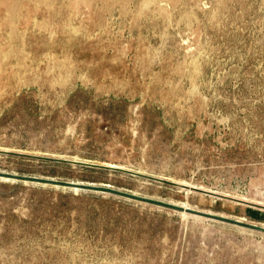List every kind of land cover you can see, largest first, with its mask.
Segmentation results:
<instances>
[{
    "label": "rangeland",
    "instance_id": "1",
    "mask_svg": "<svg viewBox=\"0 0 264 264\" xmlns=\"http://www.w3.org/2000/svg\"><path fill=\"white\" fill-rule=\"evenodd\" d=\"M47 2L0 25V264H264V0Z\"/></svg>",
    "mask_w": 264,
    "mask_h": 264
},
{
    "label": "bare ground",
    "instance_id": "2",
    "mask_svg": "<svg viewBox=\"0 0 264 264\" xmlns=\"http://www.w3.org/2000/svg\"><path fill=\"white\" fill-rule=\"evenodd\" d=\"M39 1H43L45 4L48 3L47 0H0V25L7 24L10 29H14L16 27L17 20H21L24 17L27 19L29 16L30 12H26V15L22 12L23 8H25V3L33 2L34 4H38ZM6 54L8 53L0 50L1 59H4Z\"/></svg>",
    "mask_w": 264,
    "mask_h": 264
},
{
    "label": "water",
    "instance_id": "3",
    "mask_svg": "<svg viewBox=\"0 0 264 264\" xmlns=\"http://www.w3.org/2000/svg\"><path fill=\"white\" fill-rule=\"evenodd\" d=\"M190 211L195 213V214H198V215H205V216H210V217H215V218H222V217L215 216V215H212V214H209V213H205V212H201V211H198V210L190 209ZM223 219H226V218H223ZM234 222L239 223V224H244V223H242L240 221H234ZM244 225H247L250 228L257 229V230H260V231L264 232V227L257 226V225H254V224H244Z\"/></svg>",
    "mask_w": 264,
    "mask_h": 264
}]
</instances>
